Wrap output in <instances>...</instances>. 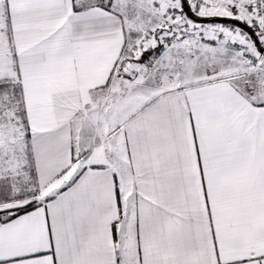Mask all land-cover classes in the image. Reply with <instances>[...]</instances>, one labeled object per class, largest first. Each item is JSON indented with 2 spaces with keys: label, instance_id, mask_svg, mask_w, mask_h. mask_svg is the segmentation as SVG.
Instances as JSON below:
<instances>
[{
  "label": "snow or ice",
  "instance_id": "1",
  "mask_svg": "<svg viewBox=\"0 0 264 264\" xmlns=\"http://www.w3.org/2000/svg\"><path fill=\"white\" fill-rule=\"evenodd\" d=\"M0 264H264V0H0Z\"/></svg>",
  "mask_w": 264,
  "mask_h": 264
}]
</instances>
